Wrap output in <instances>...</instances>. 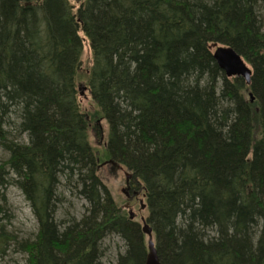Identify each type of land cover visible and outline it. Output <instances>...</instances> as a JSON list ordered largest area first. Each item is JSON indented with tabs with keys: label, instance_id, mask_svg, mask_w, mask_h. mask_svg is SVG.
I'll list each match as a JSON object with an SVG mask.
<instances>
[{
	"label": "trees",
	"instance_id": "obj_1",
	"mask_svg": "<svg viewBox=\"0 0 264 264\" xmlns=\"http://www.w3.org/2000/svg\"><path fill=\"white\" fill-rule=\"evenodd\" d=\"M75 1L0 0V256L14 244L26 264H102L118 237L116 264H144L146 236L98 170L110 160L143 193L160 264H264V0ZM213 44L250 66L249 85ZM9 188L32 240L6 235ZM65 192L86 202L80 218H61Z\"/></svg>",
	"mask_w": 264,
	"mask_h": 264
},
{
	"label": "rangeland",
	"instance_id": "obj_2",
	"mask_svg": "<svg viewBox=\"0 0 264 264\" xmlns=\"http://www.w3.org/2000/svg\"><path fill=\"white\" fill-rule=\"evenodd\" d=\"M70 3L73 6L77 4L75 0H70ZM79 35L83 39V42L80 56L81 69L77 76L76 89L78 93L77 96L79 105L82 111H87L93 106L89 92L86 88L88 69L91 66V51L87 39L82 33H79ZM99 123L102 125V130L104 133L103 136H101V139L95 137L92 132L89 136L91 145L94 147V149L97 151H102L107 127L106 123L103 121L100 120ZM6 159L7 154L2 149H0V164ZM102 161V165H100L98 170L100 171L103 182L111 192L117 206L122 210L123 214L128 219L130 213H132V220L142 226L141 218L146 219L148 214L142 191H139L137 197L133 198V196H131L133 190L131 189L132 191H130L126 188V173H124L123 170L118 169L117 175L112 176L110 164L106 163L108 160ZM126 189L131 196L129 200L126 197L125 192H123V190ZM64 196L66 202L62 208V211L67 215H63L61 212V218H66L65 216H74L75 219L80 218L87 206L86 202L80 197L69 192H65ZM8 200L11 208V217L4 221L6 224V235H11V237H13L16 241L24 239L32 240L34 233L36 232V224L28 204L25 202L20 193L14 188L8 189ZM101 248L102 251L104 250V256L101 259L102 264H116L118 254H121L124 251L123 242L118 237H110L104 240ZM0 264H26V257L24 254L18 251L14 244H11L5 253L0 256Z\"/></svg>",
	"mask_w": 264,
	"mask_h": 264
},
{
	"label": "water",
	"instance_id": "obj_3",
	"mask_svg": "<svg viewBox=\"0 0 264 264\" xmlns=\"http://www.w3.org/2000/svg\"><path fill=\"white\" fill-rule=\"evenodd\" d=\"M212 51L213 59L218 66V68L224 73L227 78H242L246 85L250 84V79L252 76V70L244 60L231 48L226 46H221L218 44H213L210 46ZM250 101L253 102V97L249 94ZM106 163L113 164L112 161H107ZM102 165V164H101ZM126 185L128 184V179L130 175L126 174ZM127 188V187H126ZM128 189V188H127ZM126 189V190H127ZM126 190H123L125 194ZM130 219L132 214L130 213ZM142 221V232L147 236V253L145 257L144 264H160L159 258L157 255V250L152 240L151 229L147 225L144 219Z\"/></svg>",
	"mask_w": 264,
	"mask_h": 264
},
{
	"label": "flooded vegetation",
	"instance_id": "obj_4",
	"mask_svg": "<svg viewBox=\"0 0 264 264\" xmlns=\"http://www.w3.org/2000/svg\"><path fill=\"white\" fill-rule=\"evenodd\" d=\"M129 186V185H128ZM129 190H130V187H129ZM131 191V190H130ZM137 192H132V195L131 196H133V197H137ZM131 196L129 195V192H127V199L129 200V198H131Z\"/></svg>",
	"mask_w": 264,
	"mask_h": 264
}]
</instances>
